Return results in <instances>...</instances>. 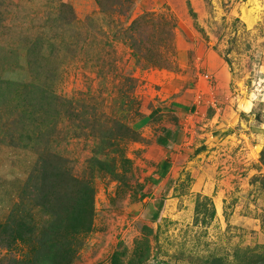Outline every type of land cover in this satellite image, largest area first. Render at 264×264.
I'll list each match as a JSON object with an SVG mask.
<instances>
[{
    "label": "rangeland",
    "instance_id": "1",
    "mask_svg": "<svg viewBox=\"0 0 264 264\" xmlns=\"http://www.w3.org/2000/svg\"><path fill=\"white\" fill-rule=\"evenodd\" d=\"M184 42L228 65L233 130L153 222L145 114L187 76ZM40 242L45 264H264V0H0V264Z\"/></svg>",
    "mask_w": 264,
    "mask_h": 264
},
{
    "label": "crops",
    "instance_id": "2",
    "mask_svg": "<svg viewBox=\"0 0 264 264\" xmlns=\"http://www.w3.org/2000/svg\"><path fill=\"white\" fill-rule=\"evenodd\" d=\"M198 45L184 42L179 48L176 60L187 76L175 84L166 104L145 114L143 136L151 147L138 204L153 222L165 217L184 162L208 141L223 140L233 130V76L213 47Z\"/></svg>",
    "mask_w": 264,
    "mask_h": 264
},
{
    "label": "trees",
    "instance_id": "3",
    "mask_svg": "<svg viewBox=\"0 0 264 264\" xmlns=\"http://www.w3.org/2000/svg\"><path fill=\"white\" fill-rule=\"evenodd\" d=\"M84 201H87V200H83V198H82V203H84ZM88 204L90 205V208H91V198H90V201L88 200ZM80 207H81L80 211L73 212L71 215H69L70 220L75 222L78 225H80V223L83 222L82 218H83V215H84V212H85V209L82 206H80ZM25 230H28V229H25ZM40 248L43 251L44 257H43L42 260H40V256L37 259H35V258L32 259L31 262H33L34 264H45L44 260H45V255L46 254H44L45 253L44 245L41 242H40Z\"/></svg>",
    "mask_w": 264,
    "mask_h": 264
}]
</instances>
